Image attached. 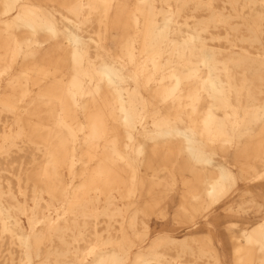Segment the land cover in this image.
Masks as SVG:
<instances>
[{
    "label": "bare ground",
    "instance_id": "obj_1",
    "mask_svg": "<svg viewBox=\"0 0 264 264\" xmlns=\"http://www.w3.org/2000/svg\"><path fill=\"white\" fill-rule=\"evenodd\" d=\"M3 75L0 179L32 164L0 181L10 264H223L226 198L262 217L227 223L234 264H264V0H0ZM66 174L80 199L57 222ZM175 195L173 221L206 238L136 250Z\"/></svg>",
    "mask_w": 264,
    "mask_h": 264
},
{
    "label": "rangeland",
    "instance_id": "obj_2",
    "mask_svg": "<svg viewBox=\"0 0 264 264\" xmlns=\"http://www.w3.org/2000/svg\"><path fill=\"white\" fill-rule=\"evenodd\" d=\"M36 46V45H34ZM19 61H21V57L18 58ZM6 79V75H3L1 78V83H0V100L5 96V91H4V82ZM12 121V120H11ZM9 130V123H3L0 124V133L1 134H5L7 133ZM24 135V134H23ZM24 160V164H19V162L17 161L16 164H14L13 167H9L8 170L3 171L2 172V177L0 179V181L2 182L3 185L6 184L7 180H11L13 182V184L15 183V181L13 180L12 175H21L23 176L24 172H21V170L23 168L25 169H29L28 172H30V169L32 167V164H30V156H27L26 158L23 159ZM84 162L83 161H79L76 163L75 165V169H76V173H80L82 167H83ZM143 172H148V173H152L151 170H146L145 168H143ZM66 179H67V183H68V189L71 191H69L70 193H68L66 196H64L62 198V200L59 203H56L54 205H57L58 208L55 210V212L52 213V217L55 221L59 222L62 220V218L67 214V208L69 206V202H76V200L80 199V194L77 187L79 186V184L81 183L80 178L77 176L76 179L74 181H70V178L68 177V175L66 174ZM23 186V185H22ZM14 190L16 191V186H14ZM75 191H77V193H75ZM30 193L28 192V197L27 199H23L22 196L17 195V200L20 203H25L28 206L32 205V201L29 198ZM45 199V201H49V198L43 194L42 195ZM231 200V198H226L224 199L217 208L214 209V211H216V213L218 214L216 217L218 219L217 224L215 225V233L221 234V241L219 244H217L216 240H214V247L217 248L219 255L221 256V260L223 262V264H234L233 261V256H232V250H231V246H232V240H231V231L228 230L227 227V223H231V222H246L249 221L251 223H256L257 221H260L262 219V217L260 218H252L250 220L248 219H242L238 216H235L234 213H227L225 212L223 209L226 207L227 203H229V201ZM180 202V198L179 196L175 195L172 197L171 201L168 202L167 204V218L165 219H159L156 216H152L151 220H150V224L152 226V233L151 236L147 239V242L145 244H143L140 247H137L136 250H144L146 249L149 245L151 240L153 239L154 235H157L159 233H163L165 231L170 232L171 235L173 237H177V238H181L184 235H189V234H193L195 235V237L199 238L200 241L204 238H206V229L205 227L200 224L198 226L197 229L192 230L190 232H187V228L186 225H184L183 223H175L173 221V216L175 214V211L178 207V204ZM15 201H9V204L14 206L15 205ZM105 206L104 203V197H101V202L98 205L99 210H102ZM120 207L122 208L124 214H125V204L124 203H120ZM4 241V242H3ZM3 241L0 239V264H10L9 262V253H13L14 257L17 258L19 256H21V253L15 248L14 244L10 243V240L5 237L3 239ZM206 261L202 260L199 262V264H205Z\"/></svg>",
    "mask_w": 264,
    "mask_h": 264
}]
</instances>
